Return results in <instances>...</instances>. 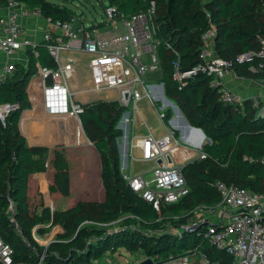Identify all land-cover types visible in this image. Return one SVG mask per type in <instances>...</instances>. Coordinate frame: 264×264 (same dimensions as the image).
Returning a JSON list of instances; mask_svg holds the SVG:
<instances>
[{"label":"trees","instance_id":"1","mask_svg":"<svg viewBox=\"0 0 264 264\" xmlns=\"http://www.w3.org/2000/svg\"><path fill=\"white\" fill-rule=\"evenodd\" d=\"M18 1L29 7H38L42 16L52 21L67 20L74 15L80 17L70 7L72 0ZM149 1L108 0V3L128 15L145 11ZM153 1L156 9L155 38L160 42L157 54L161 68L159 74L151 79L164 82L166 95L174 98L187 121L203 129L210 139L203 147L207 158L183 167L190 192L175 204L157 208L129 188L121 173L114 141L122 131L117 123L125 108L116 100H108L111 102L108 110L99 100L85 104L80 113L82 126L86 127L92 140L87 144L90 149L82 148L86 144L80 147L86 165L90 158H95L99 163L103 197L89 202L77 201L58 212H51L45 207L37 214L38 217L30 220L27 188L30 174L39 169L40 162L34 160L36 149L28 146L19 131L18 121L22 110L28 105L26 87L31 74L37 70L36 63L43 67L54 66L45 42H40L33 49L26 48L29 54L27 63H16L13 74L0 83V102L19 103V107L7 116L5 124L0 121V235L12 246L16 261L34 260L35 253L30 247L41 248L31 237V228L46 220L51 222L50 225L62 226L64 233L58 237L64 241H53L47 246L52 249H47L44 264H96L94 261L103 257L107 247H125L129 251L142 247L144 256L162 259L169 254L176 256L197 247L214 264H233L230 254L216 249L204 237L205 225L177 235L168 231L146 233L145 230L157 229L169 221L175 225L188 222L192 214L180 212L194 208L208 195L210 203L219 201V194L214 188L217 180L264 192V117L257 116L249 104L241 109L239 105L224 103L219 89L210 84L211 76L206 73L198 72L186 78L181 87L172 77L173 60L178 59L182 70L189 69L199 61L201 35L210 26L216 29L213 49L222 57H234L239 52L257 48L259 38H264V0H164V4L160 0ZM6 3L7 0H0V6ZM249 65L251 63L239 66L237 74L257 75L248 70ZM262 75L264 77V73ZM170 115L167 110L165 122ZM93 128L100 133L95 134ZM42 150L45 149L39 152ZM54 160L55 156L50 154L45 169L54 170ZM50 189L54 193V200L68 196L56 177L51 181ZM11 202L25 241L10 221ZM89 205L99 206L105 219L123 215L120 219L123 227L112 232L84 223L92 219L85 211ZM44 211L49 214L46 219L42 216ZM167 215L179 216L174 219ZM163 252L164 256H160Z\"/></svg>","mask_w":264,"mask_h":264},{"label":"built area","instance_id":"2","mask_svg":"<svg viewBox=\"0 0 264 264\" xmlns=\"http://www.w3.org/2000/svg\"><path fill=\"white\" fill-rule=\"evenodd\" d=\"M2 7L5 12L0 16V50L14 56L17 51L28 47L33 49L40 42H45L54 63L52 67L39 66L30 76L32 79L37 76L40 80L41 96L34 93L33 100L41 101L46 116L69 119L74 130L73 144L78 146L90 144L91 141L86 137L81 123L80 113L85 104L92 102L90 101L92 97L87 96L86 100L89 101H86L77 95L79 92L90 95L93 92L117 90L114 97H104L105 100H116L125 108L117 126L125 133L126 129L131 130L136 116H139L141 125L147 128L144 132L133 133L127 140V154L133 160L151 163L150 168L145 171L128 172L121 169L129 188L145 202L157 208L160 205L175 204L185 197L190 192V188L183 167L188 163H178L173 157L181 143L179 137L165 121L163 122L165 132L154 133L148 127L139 106L142 100H146L149 108L154 110L162 121L170 105L176 111L174 108L176 104L165 97L164 82L151 79L160 72L161 68L157 54L160 42L155 38V2L150 0L145 11L128 15L108 3L104 6L103 21L91 22L89 27L75 15L67 20L52 21L42 16L38 7H29L18 0H7L6 5ZM37 17H44L48 26L42 31L39 41L25 32L22 22L23 18ZM215 35L214 26H210L202 33L199 61L189 69L182 70L178 59L173 60L172 77L181 87L186 78L198 72L206 73L211 76L210 84L219 89L220 98L224 103L240 104L244 98L240 93L229 88L224 78L231 73L237 75L239 66L246 63H251L249 71L261 76L264 73V38H259L257 48L225 58L213 49ZM79 54L86 56L90 79L89 87L82 89L73 87L80 76L76 67ZM15 66L16 60L13 59L2 68L0 83L13 74ZM262 85L264 88V80ZM249 99L255 114L264 117V93L250 95ZM160 100L163 101L162 104L159 103ZM130 105L131 110L127 111ZM18 107V102H0L2 124H5L7 116ZM169 122L172 123L171 120ZM83 138H87V141ZM203 141L195 145L197 150L195 161L208 156L201 146ZM138 149L140 152L136 155L135 151ZM262 162L264 164V157ZM147 174L152 176L147 177ZM214 188L219 194V201L215 206H209L202 214L191 215L188 222L178 225L170 223L167 226L163 224L157 229H146L145 232L158 234L168 231L177 235L182 231H195L205 225L204 237L216 249L230 254L233 264H264V222L262 221L264 192H256L222 180H217ZM48 208L53 212L52 204L48 205ZM14 212V204L11 202L10 221L25 241ZM212 212L217 213L215 222L207 218ZM87 221L89 220L84 223ZM50 224L51 222L37 223L32 226L33 239L43 241L47 237L48 241L43 244L44 247H40L41 250L30 247L35 253L31 262L16 261L12 246L0 235V264H44L47 246L53 240L47 233L41 235L39 229L51 226ZM27 244L30 245L29 242ZM146 257L148 256H143L133 264ZM149 257L155 264H214L206 253L197 247L176 256L169 254L163 259Z\"/></svg>","mask_w":264,"mask_h":264},{"label":"crops","instance_id":"3","mask_svg":"<svg viewBox=\"0 0 264 264\" xmlns=\"http://www.w3.org/2000/svg\"><path fill=\"white\" fill-rule=\"evenodd\" d=\"M5 12V9L0 6V16ZM23 25L25 27V32L32 36L36 40L41 39V33L43 30H46L48 28L47 22L44 19V17H37V18H23L22 19ZM49 28H51L49 26ZM28 49L20 50L15 53L14 56L7 55L6 53L2 52L0 50V72L2 71V68L12 61L13 59L16 60V63H24L26 64L28 61L29 54L27 53ZM84 55H78V62L76 64L77 72L80 75L76 83L74 84V88H86L90 85V79H89V73H88V65L85 61ZM37 69L40 66L38 63H36ZM263 75H255L253 77L250 76H243V75H236L234 73L228 74L224 78L225 84L231 88L232 90L240 93L242 97L244 98L242 103L237 104L240 106L241 109L244 108V106L249 104L252 108V104L250 102L249 96L253 94H263L264 88H263ZM40 80L36 76L33 79L30 77L26 92H27V102L28 105L22 110L20 119L18 121V128L20 133L25 137L26 142L28 146L32 149H36V151L33 153L34 160H39L40 158H44V156L40 155L39 150L45 149L46 155H47V161L50 157V154L54 155L55 150L62 148L63 145H67L66 147L71 146L68 143L73 144V138H74V130H73V124L71 121L64 117H56V116H46L41 101H34L33 100V94H37L38 96H41V90H40ZM117 90L111 89V90H104L99 92H93L90 95L87 93H78V97L82 100H86L87 96L92 97L90 101H95L99 98L109 97L112 98L116 95ZM89 99V98H88ZM105 99V98H104ZM89 101V100H86ZM142 115L144 116L148 127L153 130L156 134H162L165 132V126L163 124L164 120L162 121L159 116L155 113L154 110H151L149 108V104L146 100H142L139 103ZM154 112V113H153ZM132 114V113H131ZM175 116L171 119V127L176 130H180V135L178 136L181 143L180 146L175 150L173 157L175 158L176 162L178 163H189L192 161H195V157L197 154V150L195 149V145H197L201 139V133L196 128H193L191 126H188L178 115V113L175 111ZM159 118V119H157ZM178 119V120H177ZM159 120V123H158ZM147 128L144 125H141L140 123V117L136 116V119L134 121V124L131 126V130L126 129V132L123 133V136H120L117 138V145L119 142V159H120V169H125L128 172H138V171H145L148 170L151 166V163L148 161H140V160H133L129 154H127V140L130 135H132L135 132H144ZM176 135L177 132L175 131ZM206 138V135L205 137ZM63 144V145H62ZM75 145V144H73ZM82 147V146H81ZM81 147L77 149L79 152L78 156V163L82 171H84V175L79 177V179L73 181V176H71V164L69 162L65 163V170L69 171V184L70 189L73 186H77L79 188H82L81 192L78 194H72L70 190V194L68 193V196H60L58 199L54 200L53 194L50 189V183L55 178L54 174L55 169L51 172L45 169L44 171H38L36 173L30 174V180L29 185L27 188V199L33 198H41L42 197V203L41 207L39 206L37 209V213L41 212L43 208L48 207V204H52L53 207H55V204L60 205L63 210L68 207V205L75 204L77 201H94L101 199L103 197V190H102V182L99 174V163L95 158L87 159L89 160V164H85L84 160L81 156ZM89 148L87 144L83 146L82 148ZM139 149L135 151L136 155H139ZM70 154V153H69ZM93 157V156H92ZM56 160V156H55ZM69 161V159L67 160ZM197 161V160H196ZM54 163V162H53ZM97 168V181L94 183L97 185V189L99 195L95 197H91L90 199H87V195L83 193L85 192L84 189L91 186L93 183L91 180L87 177L86 172L91 171L93 169ZM122 173V170H121ZM34 175L36 176V179H34ZM43 179H46V189L45 192L43 190ZM48 197V198H47ZM35 202L37 201L34 200ZM88 201V202H89ZM61 204L63 206H61ZM54 225L53 228H55ZM63 233V228L58 230L56 232V235H50L52 237L53 241H64V240H58L56 238L57 235ZM49 235V234H48Z\"/></svg>","mask_w":264,"mask_h":264},{"label":"rangeland","instance_id":"4","mask_svg":"<svg viewBox=\"0 0 264 264\" xmlns=\"http://www.w3.org/2000/svg\"><path fill=\"white\" fill-rule=\"evenodd\" d=\"M160 1H161V3L164 4V0H160ZM107 3H108V0H72L69 4H70V7L76 12V14L78 16H80L79 18L84 22V24L87 27H89L91 22L100 23L103 21L104 6L107 5ZM165 97L167 99L171 100L174 104H176L178 106L179 109H181L179 106L180 104L174 98L169 97L168 95H166V93H165ZM99 100H102L104 107H106L108 110L110 109L109 106H110L111 102L108 100H105L104 98H99V99L92 101L90 103L97 102ZM159 103L162 104L163 101L160 100ZM130 110H131V105L127 107V111H130ZM169 112L171 115H170V118L166 122L171 127L169 120H171L175 116V111L171 105L169 108ZM157 119H159V118H157ZM158 123H159V120H158ZM83 129H84L86 137L92 142V140L89 138L90 133L87 131L86 127L83 126ZM119 129L121 130V128H119ZM92 130L95 134L100 133L99 131H97L96 128H93ZM174 130L177 132V136H179L180 130L179 129L178 130L174 129ZM201 130H202V132H204L203 129H201ZM120 136H123V131H120L117 138H119ZM87 138H83L84 141H87ZM117 138H115V140H114L116 145H117ZM203 140H206V138H204ZM68 144H70L71 146L66 147L67 145L65 146L62 144L63 145L62 148L55 150V152H54V156H56V160H54V163H55L54 164L55 165L54 171H55V173H53V174L55 175L56 179L60 180L61 185L67 191V193L70 194V190H71L72 194H78L79 195V193L83 189L79 188L77 186L76 187L73 186L70 189V184H69L70 183L69 182L70 174H71V176H73V181L79 179V177L84 175V171H82V169L80 168L79 163H78V156L77 155H79V152L77 149L79 148V146L73 145L72 143H68ZM117 151L119 153L118 145H117ZM40 155L44 156V158L39 159V162H40L39 169L33 171V174L38 172V171H44L45 170L46 161H47L46 150H42L40 152ZM68 159H69V161H67ZM66 162H69L71 164V167H70L71 173L70 174L68 173L69 171L64 169V168H66L64 166ZM221 164H222V162H221ZM86 175L91 180V182L93 184L91 186H89L88 188L84 189L85 192L83 191V193H85L88 196L87 199H90L91 197L98 196L100 193V192H98L97 185L94 184L97 181V179H96L97 168L86 172ZM151 176H152V174H147V177H151ZM34 179L37 180L35 175H34ZM43 182H44L43 190L45 191V189H46L45 185H46L47 180L43 179ZM45 192H47V191H45ZM209 198H210V195L206 196L194 208H192V209L189 208L185 211H181L180 214L189 213V212L192 215L202 214V212L204 210H206L209 206H215L218 203V201L215 202L214 204L210 203ZM36 199H37V201L35 202L34 200H36ZM41 203H42V197L39 199H38V197L33 198V200L27 199L28 211H29L28 216H29L30 220L34 219L35 217H38L37 209L39 206L41 207ZM59 206L60 205L55 204V207H54L55 212L63 210ZM61 206H63V205L61 204ZM85 211H86V213L88 212L91 215L90 217H92V219L87 221V223L94 224L96 226H99L100 228L110 230L112 232H116L123 227L120 224V219L123 217V215H121V214H119V216L114 218V219H105V218H103V210L99 206H93V205H89L88 207L86 206ZM42 216H43V219H46L47 217H49L48 211H46V212L44 211L42 213ZM178 216L179 215H174V216L167 215V217H173L174 219H177ZM207 218L209 221L215 222L217 220V213L212 212L209 214V216ZM45 221L46 220H41V222H39V223L47 224L48 222H45ZM170 223L171 222L169 221L167 223H164V225L167 226V225H170ZM52 226L53 225L48 226V227H46V226L41 227L39 229L40 234L43 235L44 233H47L49 235H54V234L56 235V232L61 229V226L58 225V226H55V228H53ZM63 233H64V229H63ZM56 238L58 240H60L58 235L56 236ZM33 240L35 241V243L39 247H44L43 244L45 245V243L48 241V238L45 237L43 241H41V239H39L38 241L35 239H33ZM51 249L52 248L48 249V251L49 250L51 251ZM53 250H54V248H53ZM164 254L165 253L163 252V253H161L160 256H164ZM104 255H106V256H104ZM104 255H103V257L97 259L94 262L96 264H133L134 262H136L137 260H139L140 258H142L144 256V251H143L142 247L134 248V249H131L130 251L127 250L125 247H107Z\"/></svg>","mask_w":264,"mask_h":264},{"label":"water","instance_id":"5","mask_svg":"<svg viewBox=\"0 0 264 264\" xmlns=\"http://www.w3.org/2000/svg\"><path fill=\"white\" fill-rule=\"evenodd\" d=\"M174 108L176 110V112L178 113V115L180 116V118L188 125V126H191L193 128H196L197 130L200 131L201 133V136H202V139L201 141L204 139L205 137V133L202 132L201 128L200 127H195V126H192L188 121L187 119L184 117V115L182 114L181 110L178 108L177 105H174ZM210 142V139L208 137H206V140L203 141V143L201 144L202 147H204L205 144L209 143ZM262 221L264 222V217L262 218ZM136 264H155L153 262V260L148 256L144 259H141L139 262H137Z\"/></svg>","mask_w":264,"mask_h":264}]
</instances>
